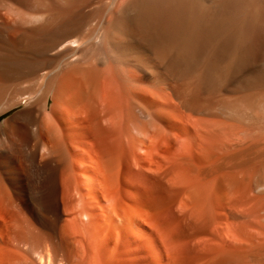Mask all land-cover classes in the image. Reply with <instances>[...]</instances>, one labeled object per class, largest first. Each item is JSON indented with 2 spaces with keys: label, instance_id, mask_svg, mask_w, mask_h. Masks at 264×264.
Here are the masks:
<instances>
[{
  "label": "bare ground",
  "instance_id": "bare-ground-1",
  "mask_svg": "<svg viewBox=\"0 0 264 264\" xmlns=\"http://www.w3.org/2000/svg\"><path fill=\"white\" fill-rule=\"evenodd\" d=\"M0 264H264V0H0Z\"/></svg>",
  "mask_w": 264,
  "mask_h": 264
},
{
  "label": "rangeland",
  "instance_id": "rangeland-1",
  "mask_svg": "<svg viewBox=\"0 0 264 264\" xmlns=\"http://www.w3.org/2000/svg\"><path fill=\"white\" fill-rule=\"evenodd\" d=\"M15 111H16V109H13V110H11L9 112H6V113L0 115V124L5 118L11 116Z\"/></svg>",
  "mask_w": 264,
  "mask_h": 264
}]
</instances>
